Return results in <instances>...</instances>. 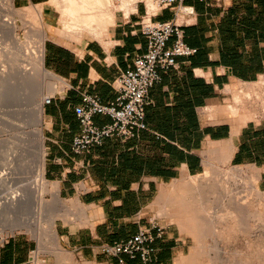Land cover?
Masks as SVG:
<instances>
[{"label":"crops","instance_id":"1","mask_svg":"<svg viewBox=\"0 0 264 264\" xmlns=\"http://www.w3.org/2000/svg\"><path fill=\"white\" fill-rule=\"evenodd\" d=\"M12 1L20 8L42 5L49 26L44 61L57 84L44 105V176L73 207L69 219L56 224L60 243L84 263L118 264L102 247L152 227L161 189L204 173L214 160L259 170L264 190V0H185L193 15L176 16L173 8L152 13L155 21L183 25L196 53L178 58V68L151 88L147 130L130 140L107 138L81 154L72 150L80 133L75 108L84 94L106 105L116 100L115 80L148 51L139 23L150 10L141 4L129 14L120 11L101 38L76 40L60 33L50 0ZM94 122L102 126L111 119L96 115ZM166 228L152 244V262L124 255L125 264H189V242ZM35 250L28 236H0V264H31ZM193 259L190 264H198Z\"/></svg>","mask_w":264,"mask_h":264},{"label":"rangeland","instance_id":"2","mask_svg":"<svg viewBox=\"0 0 264 264\" xmlns=\"http://www.w3.org/2000/svg\"><path fill=\"white\" fill-rule=\"evenodd\" d=\"M6 1L0 0V16L13 15L19 24L18 33L21 44L23 42L24 45H15L11 40H6L4 47L7 53L4 51L0 54V76L6 80L0 84L4 86H0L3 89L0 88L2 91H0V178L5 172L6 175L12 172L7 186L0 187V201L8 197L9 193L19 191L18 193H24L26 196L27 204L21 215L22 221L26 224L6 229L0 226L3 229L0 236L23 234L31 238L36 245L31 264H86L72 250L62 246L56 226V235L53 236L50 232L51 220L58 224L59 220L69 219L70 207L68 201L60 195L58 201L54 198L51 190L54 186L57 187L56 184L47 181L48 188L40 189L37 180L35 182L32 176L35 159L32 160L33 148L30 144L35 143L32 135L34 127L29 124V118L26 117L29 116L32 99L28 98L29 92L27 91L28 94L23 92L22 87L15 81L17 64L26 65L31 70L35 67V60L30 58L36 55L40 41L39 32L46 30L48 36L49 26L37 14L35 15L36 6L40 5L23 8L15 6L16 11L11 14ZM56 1L57 4L60 3L58 5L60 7L53 6L52 9L58 11L59 19L65 12L67 1ZM61 1L65 5H61ZM73 1L75 0H69L73 4H70L73 10L68 16V21L75 27L90 26L91 29H95V35L92 37L101 36L110 25V14L116 16L120 11L129 13L141 4H146L151 13H155L158 8L156 0H128L126 1L128 7L125 8L120 7V0H111L114 6L110 13H107L104 9L102 12L97 8L98 1L105 0H79V4L90 5L92 10L77 7ZM88 16L92 17L93 24L90 23ZM57 26L58 28L61 26L59 21ZM44 65L49 70L45 61ZM40 83L43 88L41 96L46 101L55 94L56 82L50 77H42ZM40 127L42 128V122ZM23 161L26 163L23 164ZM259 182V170L246 165L235 166L225 161L214 160L204 173L176 181L161 189L156 203L152 206L158 218L154 221L164 227L165 232L168 225L176 229L177 235L181 232L182 237L189 242L190 251L193 253L197 251L198 256L195 257L198 264H264V190L260 188ZM254 184H257L258 191L253 187ZM56 244L60 250L54 249Z\"/></svg>","mask_w":264,"mask_h":264},{"label":"built area","instance_id":"3","mask_svg":"<svg viewBox=\"0 0 264 264\" xmlns=\"http://www.w3.org/2000/svg\"><path fill=\"white\" fill-rule=\"evenodd\" d=\"M185 0H156L157 9L173 8L176 16L181 13L193 15L194 9L183 5ZM208 5H219L223 0H202ZM151 12L141 19L140 31L149 40L146 54L136 58L134 67L120 74L114 87L117 98L111 104H103L99 97L84 94L82 103L75 108L80 124V133L72 144V150L81 154L102 145L105 139L119 137L130 140L147 130L146 108L152 103L150 90L163 80V75L178 68V58L190 57L196 49L185 41L183 25L173 21H155ZM174 38L173 46L167 43ZM48 97L44 104L49 103ZM96 115L107 116L111 122L98 126L94 122ZM165 235V228L154 223L152 227L141 229L127 240L102 247V252L119 259L118 264H125L122 256L130 259L140 258L144 263L152 262L154 249L152 244Z\"/></svg>","mask_w":264,"mask_h":264},{"label":"bare ground","instance_id":"4","mask_svg":"<svg viewBox=\"0 0 264 264\" xmlns=\"http://www.w3.org/2000/svg\"><path fill=\"white\" fill-rule=\"evenodd\" d=\"M67 1V2H66ZM66 5L64 4V2L62 3L61 1V5L64 4L65 5V12H63V15L62 17L60 18V23L59 25L61 24L60 26V33H63L65 34L64 36L68 35V36H72V38L76 39V40H80L82 37L86 36V35H89V36H93L95 35L94 32H96L95 29H91L90 26H86L85 28H80V27H75L73 25L72 22L68 21V16L70 15L71 11L73 10V8L71 9L70 6H72L73 4L71 2H69V0H66ZM128 0H120V7H128L126 4L128 2H126ZM133 1V0H132ZM7 7H8V10L11 14H13L12 12H15L16 11V8L13 4V1L12 0H7ZM57 1L56 0H50L49 4L51 6H55L57 8H59L60 6H58L59 4L56 3ZM60 2V1H59ZM77 7H80V8H85V9H91L92 10V7H90V5H81L79 4L80 1L79 0H75L73 1ZM137 2V1H136ZM154 2H152V6L154 5L153 4ZM156 3V2H155ZM72 4V5H70ZM113 3L111 2V0H105L104 2L103 1H98V5H97V8L102 12H103V9H104V12L106 11L107 13H110V10L112 9V7L114 5H112ZM131 4V3H130ZM129 4V5H130ZM158 5V4H157ZM119 7V8H120ZM63 8V9H64ZM71 10H70V9ZM108 8V9H107ZM121 8V9H123ZM154 8V7H153ZM36 10L34 12L35 15L37 14V16L42 20L43 19V15H42V12H43V7L42 5L41 6H36L35 8ZM127 9V8H126ZM129 9V8H128ZM131 9V8H130ZM61 10V9H60ZM108 10V11H107ZM99 11V12H100ZM126 11V10H125ZM128 11V10H127ZM132 11H134V8L132 9ZM69 12V13H68ZM106 13V14H107ZM128 13V12H127ZM130 13V12H129ZM128 13V14H129ZM126 14V16L128 15ZM115 14H110L109 15V20L112 22H114L115 18H114ZM89 18V21L91 24H93V21H92V17L88 16ZM101 19V18H100ZM99 19V20H100ZM108 19V18H107ZM98 20V19H97ZM103 20V18H102ZM101 20V21H102ZM108 20V21H109ZM109 21V22H110ZM110 23V25H111ZM115 23V22H114ZM113 23V24H114ZM99 24V23H98ZM107 24V23H106ZM101 25V23H100ZM103 25V24H102ZM101 27V26H100ZM18 29H19V24L17 23V20L12 16L10 15H4L3 17L0 16V54L2 52H6L7 51L5 50L6 47H4V43L6 40H11L12 41V44H15V45H22L21 44V40H20V37H19V33H18ZM43 29V28H42ZM59 29V28H58ZM59 31V30H58ZM39 36H40V41L38 42V49H37V52H36V55L33 56V58H30V59H34L35 60V67H33L34 69V72L29 68L27 67L26 65H18L15 66V81H17V84L20 85L23 89V92H29V97L30 99V102L32 101V104L30 103V106L32 105V107L30 108L29 110V116H26L29 118V124H31V126L34 127V130H33V133L32 135L34 136V144H30L32 145V156L34 157L32 160L35 159V162H34V169H33V177L35 179V182L37 180V184L39 185L40 189H47L49 184L47 183V180L44 176V172H45V146H44V133H43V129L40 127L41 126V122L43 120V117H44V102L45 100L42 98L43 96L42 95V83H40V78H52L55 80V88L56 89V84H57V79H56V76L49 70H47L45 68V65H44V59H45V41L47 39V31L46 30H43L41 32H39ZM59 33V32H58ZM62 35V34H61ZM98 36V35H96ZM101 36L99 37H94V38H101ZM7 42V41H6ZM24 45V44H23ZM27 45V44H26ZM28 46H30L28 44ZM19 47V46H17ZM16 48V47H15ZM22 48V47H21ZM31 48V47H30ZM20 49V48H19ZM21 50V49H20ZM28 50V49H27ZM9 51V50H8ZM13 51V50H12ZM35 51V49H34ZM13 53V52H12ZM21 53V52H20ZM26 53V52H25ZM28 54V52H27ZM35 54V53H34ZM20 55V54H19ZM18 55V56H19ZM13 56V55H12ZM10 57V56H9ZM17 57V55H16ZM29 58V57H28ZM15 59V58H14ZM17 59V58H16ZM34 63V62H33ZM32 68V67H31ZM1 69V68H0ZM4 70V69H3ZM5 75V73H4ZM2 74V76H4ZM5 78H7V76H4ZM0 84L2 83L1 81H6V80H3V77L0 76ZM8 80V79H7ZM42 80V79H41ZM264 81V79H263ZM8 82V81H7ZM263 84V83H262ZM261 85V83H260ZM1 87H4L2 85H0ZM0 87V88H1ZM260 87V86H259ZM1 90H3L1 88ZM0 90V91H1ZM2 92V91H1ZM5 92V91H4ZM27 92V94H28ZM1 94V93H0ZM26 94V93H25ZM3 95V94H2ZM257 95V94H256ZM1 97V96H0ZM247 100V99H246ZM24 121V119H23ZM28 124V125H29ZM32 132V131H31ZM29 134V133H28ZM31 135V134H30ZM17 138V137H16ZM33 140V139H32ZM25 142V141H24ZM31 142V141H30ZM26 144V143H25ZM27 146V145H26ZM31 150V149H29ZM28 151V150H27ZM25 152V151H24ZM30 156V155H29ZM31 157V156H30ZM32 158V157H31ZM30 159V158H29ZM22 161V160H21ZM30 161V160H29ZM28 161V162H29ZM19 162V161H18ZM25 161H23V164H24ZM32 162V161H31ZM26 163V162H25ZM13 164V163H12ZM15 164V163H14ZM27 165V164H26ZM26 165H24L25 167H27ZM23 166V167H24ZM15 167V166H14ZM30 167V166H29ZM10 170V168H9ZM21 171V170H20ZM32 171V170H31ZM9 172V171H8ZM4 173V172H3ZM6 173V172H5ZM0 178V187H6L8 182H9V178L11 177L10 174L12 175V172H9V174H5ZM15 173V172H14ZM253 187L258 191V186L257 184H254ZM16 192V191H14ZM19 191H17L16 193H9L8 194V197H4L5 199L3 201H0V226H3L5 227L4 229H6V227H12V228H16V227H22L24 224H26L24 221H22V218H21V215L24 213L25 209H26V204H27V198L25 195L23 194H20L18 193ZM51 192L53 193L54 195V198L56 199V201H58L59 199V193H58V188L56 186H54V188L51 190ZM30 193V192H29ZM28 193V194H29ZM12 194V195H10ZM27 194V195H28ZM26 199V200H25ZM239 204V203H238ZM242 204V203H241ZM244 205V204H243ZM28 206V205H27ZM75 209V208H74ZM85 209V208H84ZM70 211L73 210V207H70L69 208ZM82 211V210H81ZM77 212V211H76ZM74 213V212H73ZM81 213V212H80ZM85 213V212H84ZM55 226H56V222L55 220H51V229H50V232L53 236L56 235V230H55ZM0 232H3V229L0 228ZM262 247V246H261ZM59 245L56 244L54 246V249L57 250L59 249ZM60 250V249H59ZM262 253V252H261ZM192 255V254H191ZM190 255V256H191ZM195 255L198 256V253L197 251L193 253V255L191 256L192 258H196ZM216 255V254H215ZM217 256V255H216ZM218 256H220V251L218 253ZM257 257V256H256ZM190 258V257H189ZM192 258H190L191 261H189V264L190 262L192 263L194 261V259L192 260ZM215 258V257H214ZM215 260V259H214ZM253 260V259H252ZM196 261V259H195ZM254 261V260H253ZM260 261V260H259ZM263 262V261H262ZM223 263V262H222ZM196 264V262L194 263ZM215 264V263H214ZM252 264V263H251Z\"/></svg>","mask_w":264,"mask_h":264}]
</instances>
